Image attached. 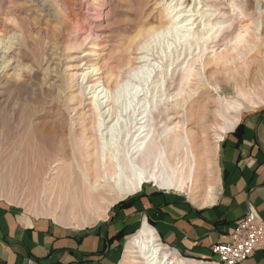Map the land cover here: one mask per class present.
<instances>
[{
  "label": "rangeland",
  "instance_id": "obj_1",
  "mask_svg": "<svg viewBox=\"0 0 264 264\" xmlns=\"http://www.w3.org/2000/svg\"><path fill=\"white\" fill-rule=\"evenodd\" d=\"M258 7L264 11V0H0V205L28 217L78 227L103 219L98 207L72 211L55 195L42 196L45 180L50 184L63 172L66 158L44 162L40 151L71 152L106 144L116 148L108 151L107 160L124 156L128 148H136L129 140L131 118L164 103L165 84L172 74H179L186 55L206 36H219L231 18L238 26L233 37H238L239 30L245 32L251 22L261 20ZM152 29L155 36H148ZM190 32L191 45H179ZM240 56L237 61L245 58ZM200 64L198 59L196 67ZM239 66L232 71L214 66L201 79L190 77L194 91L183 108L175 103L179 90L169 96V128L181 133L190 148H183L177 157L166 151L180 172L196 165L189 183L192 189L145 184L140 192L170 191L201 207L209 193L219 196L222 139L247 117L264 112V96L254 97L255 105L245 101L235 128L222 134L225 123L212 102L224 88L229 100L234 97L237 80L243 76ZM96 121L105 123L97 129ZM163 138L159 135L158 143ZM131 197L114 204L108 213ZM141 228L142 224L128 236L124 250ZM160 243L175 257L187 259ZM125 251L119 264H146L136 258L125 260ZM192 261L214 264V260Z\"/></svg>",
  "mask_w": 264,
  "mask_h": 264
},
{
  "label": "bare ground",
  "instance_id": "obj_2",
  "mask_svg": "<svg viewBox=\"0 0 264 264\" xmlns=\"http://www.w3.org/2000/svg\"><path fill=\"white\" fill-rule=\"evenodd\" d=\"M262 9L260 7L257 9L261 20L251 22V25L245 27V32L239 30L238 37H233L236 35L237 25L235 26L234 19L231 18L227 21L232 23L227 27L224 26L219 36H206L202 44L186 55L184 59L186 62L181 64L179 74L176 72L172 74L171 81L165 84L164 103L156 105L154 109L151 108L147 115L143 112L134 119L131 118L134 126L129 140L136 148H128L124 156L116 155L107 160L108 151L116 148H106V144L103 146L99 144L96 148H70L71 152L68 148H44L40 151L39 156L44 162H51L54 158L59 160L66 158L63 172L59 173L50 184L45 180L42 196L50 198L55 195L57 202L61 201L64 205L72 207V211L84 207L91 209L98 207L101 211L99 216L102 218L114 204L136 194L145 184H152L159 189L179 191L185 188L192 189L193 185L189 183L194 179L196 165L191 164L188 171L180 172L181 167L172 165L166 151L177 157L183 148H190L186 143L187 139L181 133H175L169 128V111H167L169 96L179 90L175 103L176 106L183 108L186 100L188 101L187 98H191L194 91V86L189 84L190 77L201 79L214 66L232 71L234 66L238 67L245 62L247 66H239L243 70V74H239L243 76L237 80L234 97L229 100L227 97L229 90L224 88L222 94L212 102L225 123L221 128L222 134L235 128L239 122L236 115L246 108L245 101L255 105L253 98L260 99L264 96V11ZM212 21L210 20L209 23ZM243 28L241 26V29ZM146 34L155 36L156 30H149ZM179 41V45H191L194 41L193 34L185 33ZM242 54L245 58L237 61ZM198 59L201 61V66L196 67ZM185 87L188 89L185 90ZM200 97L202 94L197 96V100ZM105 121H96L97 129H100ZM180 124L185 125L183 119L180 120ZM97 129L95 128V131ZM130 134L131 130L126 134L127 137ZM158 134L164 135L161 143L157 141ZM216 199L215 192L209 193L203 206L215 203ZM129 258L144 260L146 264H199L175 257L172 251L164 248L155 231L147 224H144L139 233L128 242L124 259Z\"/></svg>",
  "mask_w": 264,
  "mask_h": 264
},
{
  "label": "crops",
  "instance_id": "obj_3",
  "mask_svg": "<svg viewBox=\"0 0 264 264\" xmlns=\"http://www.w3.org/2000/svg\"><path fill=\"white\" fill-rule=\"evenodd\" d=\"M219 146L220 193L210 206L146 188L93 226L78 227L0 205V264H119L140 224L187 259L215 261L213 246L232 240L250 206L264 221V112L247 117ZM243 264H264V250Z\"/></svg>",
  "mask_w": 264,
  "mask_h": 264
},
{
  "label": "built area",
  "instance_id": "obj_4",
  "mask_svg": "<svg viewBox=\"0 0 264 264\" xmlns=\"http://www.w3.org/2000/svg\"><path fill=\"white\" fill-rule=\"evenodd\" d=\"M259 250H264V221L252 206L238 222L232 240L212 249L216 264H243Z\"/></svg>",
  "mask_w": 264,
  "mask_h": 264
},
{
  "label": "trees",
  "instance_id": "obj_5",
  "mask_svg": "<svg viewBox=\"0 0 264 264\" xmlns=\"http://www.w3.org/2000/svg\"><path fill=\"white\" fill-rule=\"evenodd\" d=\"M121 205H124V204H121ZM131 237H132V236H131ZM131 237H130V238H131ZM130 238H129V239H130ZM129 239H128V240H129ZM198 260H199V259H198Z\"/></svg>",
  "mask_w": 264,
  "mask_h": 264
}]
</instances>
